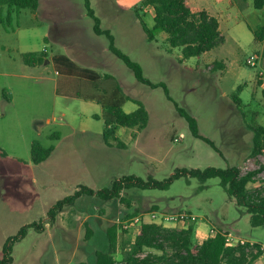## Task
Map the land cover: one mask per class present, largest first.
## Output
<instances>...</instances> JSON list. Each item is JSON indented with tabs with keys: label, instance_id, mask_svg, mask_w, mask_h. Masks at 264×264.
I'll return each mask as SVG.
<instances>
[{
	"label": "rangeland",
	"instance_id": "374dc122",
	"mask_svg": "<svg viewBox=\"0 0 264 264\" xmlns=\"http://www.w3.org/2000/svg\"><path fill=\"white\" fill-rule=\"evenodd\" d=\"M143 1L91 3L117 48L141 66L145 78L164 83L172 100L162 87L140 83L110 51L107 37L94 32L86 0H39L36 12L24 9L13 14L10 24L7 9L0 7V259L9 238L22 227L42 221L45 227L40 232L32 229L14 245L13 264L94 262L95 251L106 247L110 226L123 225L127 216L137 217L154 207L160 213L192 214L196 227L206 224L264 246V227L251 225L246 209L229 197L219 178L205 182L181 178L166 190H126L122 196L130 205L82 196L55 224L47 218L56 202L81 186L98 191L127 176L165 181L183 168L239 166L246 173L264 164V153L250 156L253 134L247 126H264L263 44L255 41L253 33L264 24L263 11L255 8L254 0H188L219 19L225 43L200 57L184 59L181 48L169 46L166 34L148 40L136 13ZM153 15L151 8L141 11L149 27ZM44 51L48 55L44 65L24 64V54ZM56 55L101 76H113L122 95L132 99L126 101L125 112H135V101H140L149 113L147 127L120 128L124 147L106 144L104 121L94 117L101 115V106L56 94L57 73L50 62ZM218 63L224 68H218ZM233 93L243 104L240 110ZM178 107L197 120L199 133L213 141L219 152L192 135ZM35 141L54 148L50 158L38 165L31 159ZM259 178L264 179V172ZM88 228L95 232L92 240L87 239ZM125 238L133 240L128 233ZM116 259L120 261L122 253ZM262 263L258 259L254 264Z\"/></svg>",
	"mask_w": 264,
	"mask_h": 264
},
{
	"label": "trees",
	"instance_id": "16d2710c",
	"mask_svg": "<svg viewBox=\"0 0 264 264\" xmlns=\"http://www.w3.org/2000/svg\"><path fill=\"white\" fill-rule=\"evenodd\" d=\"M39 0H0V7L7 9V24L12 22L13 14H20L24 9L36 12L39 8ZM257 10L263 11L264 0H254ZM85 7L88 15L94 21V32L104 35L109 40L110 51L122 60L134 73L136 79L152 89L162 87L169 100H172L167 86L164 83L154 84L143 75L141 66L132 61L115 44V38L110 30L101 27V20L92 8L91 0H86ZM143 8H151L154 12L153 25L149 27L141 16ZM137 17L142 30L149 41H155L157 36L166 34L167 43L171 48H181L184 59L200 57L225 43V37L220 29L218 18L210 15L205 9L190 6L187 0H144L141 7L136 9ZM2 22H4L2 20ZM255 41L263 44L262 59L264 60V24L253 31ZM47 52L28 53L22 56L25 65L30 67L42 66L48 62ZM56 73V94L69 98L82 99L87 102H95L102 108V113L95 118H102L105 124L103 139L106 144L116 143L118 147H124L118 136L120 128L143 130L149 123V113L140 101L138 109L132 113H126L124 105L130 97L122 95L121 86L111 75L101 76L89 68H84L64 55L53 56L50 60ZM218 68H224L223 63L217 64ZM240 89L238 90V92ZM264 97V89L262 91ZM236 107L240 110L242 102L236 93L232 95ZM178 112L188 123L192 135L208 143L219 152L215 143L199 133L197 120L186 110L178 107ZM252 131V149L250 156L257 158L264 153V126L247 124ZM55 138L60 135L55 133ZM54 148H46L38 141L33 142L31 159L36 165L48 160ZM264 172V164L258 169L242 173L239 166L220 169L208 167L205 169L177 170L165 181L154 179L144 180L136 176H127L115 180L111 187L104 190H94L87 186H81L72 195L56 202L47 212L50 224H55L58 216L69 206L74 205L82 196L97 197L104 201L120 200L130 205L128 199L122 196L126 190H166L171 184L181 178H196L201 182L219 178L230 198L234 199L237 206L246 209L250 215L253 227H264V179L259 175ZM259 184L255 188L251 185ZM157 211V207H154ZM131 215L126 219H131ZM195 223H190L187 229L165 228L157 224H142L139 232L132 242L125 238L127 232L120 223L110 226L105 234L106 247L95 251L94 262L80 264H254L262 255L261 245L250 243L228 246L226 234L218 231L215 236L209 237L202 244L195 243ZM45 227L42 221L34 222L22 227L18 234L9 238L3 248V256L0 264H13V248L17 242L24 239L30 230L40 232ZM95 232L87 229V239L92 240ZM122 253V259L118 261L116 255Z\"/></svg>",
	"mask_w": 264,
	"mask_h": 264
},
{
	"label": "built area",
	"instance_id": "2783aa9c",
	"mask_svg": "<svg viewBox=\"0 0 264 264\" xmlns=\"http://www.w3.org/2000/svg\"><path fill=\"white\" fill-rule=\"evenodd\" d=\"M249 64L255 65V62L249 61ZM197 221V218L192 214L180 212L176 214L172 213H160L158 211H151L144 214H141L137 217H133L128 219L123 224V229L133 236L132 242L135 241V238L139 232L140 226L142 224H157L163 226L165 228H177L182 227L187 229L190 223H194ZM217 232L213 233L212 236H215ZM227 245L235 246L237 244H246L245 241L239 240V238H235L231 233L226 234ZM251 245H255V243H250ZM261 250L264 253V249L261 246Z\"/></svg>",
	"mask_w": 264,
	"mask_h": 264
},
{
	"label": "crops",
	"instance_id": "0c3cea01",
	"mask_svg": "<svg viewBox=\"0 0 264 264\" xmlns=\"http://www.w3.org/2000/svg\"><path fill=\"white\" fill-rule=\"evenodd\" d=\"M188 1V0H187ZM193 1H198V0H193ZM199 1H202V0H199ZM188 3H189V5L190 6H193V5H191L190 4V1H188ZM193 7H197V6H193ZM197 8H199V7H197ZM201 9V8H200ZM263 48V47H262ZM253 66V65H252ZM255 66V65H254ZM261 74H263L262 72H261ZM260 84H261V87H262V91H263V89H264V82H261L260 81ZM85 102H87V101H85ZM88 103H95V102H88ZM97 104V103H96ZM98 105V104H97ZM95 116H98V115H95ZM94 116V117H95ZM100 116V115H99ZM178 228V227H177ZM215 232H218V229L217 228H215V227H210L209 225H206V224H203V225H198L197 227H196V231H195V238H194V240H195V243L196 242H198L199 243V241H200V238H203V241H205L206 239H208L209 237H212V235H213V233H215ZM228 234V233H227ZM202 241V242H203ZM197 244V243H196ZM200 244H202V243H199L198 245H200ZM262 247H263V249H264V246L262 245V244H260ZM259 260H260V262H262V260H264V253H263V255L259 258ZM263 264V263H262Z\"/></svg>",
	"mask_w": 264,
	"mask_h": 264
}]
</instances>
